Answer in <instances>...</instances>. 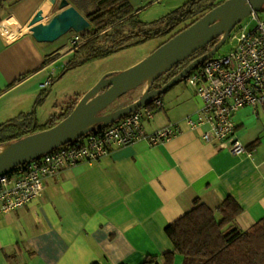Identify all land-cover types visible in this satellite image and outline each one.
<instances>
[{
    "label": "crops",
    "instance_id": "obj_1",
    "mask_svg": "<svg viewBox=\"0 0 264 264\" xmlns=\"http://www.w3.org/2000/svg\"><path fill=\"white\" fill-rule=\"evenodd\" d=\"M69 1L92 27L127 5L156 20L183 0ZM45 2L9 0L1 12L0 124L31 111L74 56V33L31 31L30 21ZM59 2L52 14L61 11ZM7 20L14 38L1 31ZM161 98L154 118L144 119L145 129L153 133L176 124L179 132L158 142L116 145L98 161L46 177L41 195L0 217V264H142L150 256L162 258L175 247L167 225L197 198L217 209L234 197L243 207L236 223L244 230L264 219V105L235 113L237 136L249 150L237 155L204 139L209 124L190 122L201 119L203 104L194 87L178 83ZM183 260L177 253L174 264Z\"/></svg>",
    "mask_w": 264,
    "mask_h": 264
},
{
    "label": "built area",
    "instance_id": "obj_2",
    "mask_svg": "<svg viewBox=\"0 0 264 264\" xmlns=\"http://www.w3.org/2000/svg\"><path fill=\"white\" fill-rule=\"evenodd\" d=\"M1 31L11 34L5 25ZM229 39L226 52L205 60L184 79L203 101L199 110L201 119L190 122L195 126L209 124L203 133L206 141L219 143L228 153L242 155L249 150L237 136L235 113L247 105H264V11L254 10L232 31ZM80 41V32L72 34L73 46ZM52 81L50 77L44 86ZM162 104L161 96H156L151 104H144L113 122L96 124L79 138L1 172L0 217L27 206L41 195L48 176L80 163L98 161L116 145H129L141 139L158 142L179 132L176 124L153 133L145 129L144 119L154 118Z\"/></svg>",
    "mask_w": 264,
    "mask_h": 264
},
{
    "label": "trees",
    "instance_id": "obj_3",
    "mask_svg": "<svg viewBox=\"0 0 264 264\" xmlns=\"http://www.w3.org/2000/svg\"><path fill=\"white\" fill-rule=\"evenodd\" d=\"M7 1L9 0H0V20ZM223 1L189 0L152 23L143 20L140 11L135 7L127 5L81 33V41L74 46V56L67 63L66 70L107 57L133 43L161 37L166 38L165 42ZM260 11H264V5ZM126 25L130 26L129 30L124 29ZM111 38L109 44H103ZM219 41L220 39L212 40L164 71L153 80L151 89L163 87L191 61L213 49ZM203 63L204 61L195 68ZM179 82L180 80L176 84ZM48 91L45 89L39 94L36 106L31 111L22 112L0 124V133H3L0 145L10 144L54 126L70 114L82 97H74L60 112H55L47 122L41 123L38 118V105L47 98ZM152 101L153 99L147 104ZM242 212L243 207L232 196H228L217 209H213L200 198L195 199L192 209L166 227L174 249L165 252L162 258L150 256L142 264H174L177 253L183 255V264H264V219L253 228L244 230L236 223ZM93 264L100 263L96 261Z\"/></svg>",
    "mask_w": 264,
    "mask_h": 264
},
{
    "label": "water",
    "instance_id": "obj_4",
    "mask_svg": "<svg viewBox=\"0 0 264 264\" xmlns=\"http://www.w3.org/2000/svg\"><path fill=\"white\" fill-rule=\"evenodd\" d=\"M55 1L58 0H46L30 21V29L35 35L84 32L91 27V22L69 0H60L61 11L52 14ZM263 5L264 0H224L162 43L142 61L119 74L103 78L82 95L68 116L54 126L5 145L0 152V173L42 156L88 133L96 124L113 122L137 110L154 97L163 95L198 64L217 54L232 31L254 10H261ZM48 18L49 21L44 22ZM214 39L220 41L213 49L191 61L160 89H151L157 76ZM144 82H148V88L140 98L114 111L104 112L130 89Z\"/></svg>",
    "mask_w": 264,
    "mask_h": 264
},
{
    "label": "rangeland",
    "instance_id": "obj_5",
    "mask_svg": "<svg viewBox=\"0 0 264 264\" xmlns=\"http://www.w3.org/2000/svg\"><path fill=\"white\" fill-rule=\"evenodd\" d=\"M187 1L188 0H183L178 5L174 4L169 6L168 13L178 9ZM213 1L219 2L221 0ZM141 18L149 23L155 21L153 18L146 20L148 17H146L145 14H143ZM157 18L161 17L158 15ZM124 29L129 30L130 26L126 25ZM111 40L112 38L103 44H109ZM164 40H166V38L161 37L133 43L107 57L89 61L75 68L66 70L65 66L61 67L57 72V80L55 84L49 88L47 98L38 105L39 120L41 123L47 122L52 116L51 114L56 112L58 107H65L68 105V101L74 97L84 95L106 76L119 74L142 61L155 51L164 42ZM229 47L230 39L227 40L217 54L226 52ZM70 58H72V55ZM179 85L186 87V81L184 78L180 80ZM147 88L148 82H144L142 85L130 89L125 96L121 99H117L104 112H111L117 108L130 104L135 99L140 98L146 92ZM2 135L3 133H0V137ZM4 147L5 145H0V152L4 149Z\"/></svg>",
    "mask_w": 264,
    "mask_h": 264
},
{
    "label": "bare ground",
    "instance_id": "obj_6",
    "mask_svg": "<svg viewBox=\"0 0 264 264\" xmlns=\"http://www.w3.org/2000/svg\"><path fill=\"white\" fill-rule=\"evenodd\" d=\"M10 24H11V23H10L8 20L4 23L5 26H9ZM6 35L11 36V34H9V32H6ZM11 37L14 38V36H11Z\"/></svg>",
    "mask_w": 264,
    "mask_h": 264
}]
</instances>
